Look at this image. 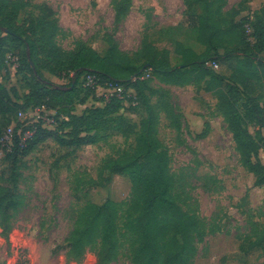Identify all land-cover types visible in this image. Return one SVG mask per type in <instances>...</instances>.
Here are the masks:
<instances>
[{
	"label": "rangeland",
	"instance_id": "1",
	"mask_svg": "<svg viewBox=\"0 0 264 264\" xmlns=\"http://www.w3.org/2000/svg\"><path fill=\"white\" fill-rule=\"evenodd\" d=\"M5 1L7 14L0 13V19L44 48L36 56V64L43 77L57 85L69 80L63 79L66 69L53 75L43 68L49 62L55 65L53 57L45 53L50 49L46 39L66 53L82 43L107 55L113 38L118 50L128 57L118 56L120 67L141 68L150 62L161 69L181 67L171 74L153 67L145 79L148 101L157 113L155 136L169 151L172 195L184 212V226L188 228L190 219L198 222L197 229L186 232L184 228L177 234L187 254L185 264H264V185L257 186L256 175L244 165L221 106V94L232 97L234 92L239 94L236 106L241 113H252L253 98L264 105V86L253 89L260 70L253 59L242 54L216 59L217 69L203 70L193 63L211 61L216 46L221 54L244 47L238 24L248 16L262 14L264 0ZM119 8L125 13L117 21ZM203 28L216 32L214 44L203 41ZM251 33L248 27L247 37L253 41ZM0 36L9 70L2 73L0 81L8 89L17 88L24 100L29 92L26 71L19 74V63L12 59L15 53L21 55L23 45L3 29ZM260 55L264 57V52ZM256 70L255 76L252 72ZM234 72L249 78L246 90L232 83ZM128 99H123L119 112L131 123L132 130L126 135L108 116L110 120L98 130L99 140L79 147H62L49 137L28 153L15 155L10 152L12 143L6 137L0 140V188H11L16 201L9 217L0 214V264H96L97 244L74 258L65 248L66 238L108 199L116 203L119 212L120 253L111 264H134L145 242L137 228L144 215V197L132 183L129 170L117 174L108 167L111 161L136 154L146 141L142 142L141 134L147 108ZM106 100L102 89L87 97L78 90L75 111L82 114L92 107H104ZM54 115L42 114L45 119L35 115L30 122L44 124L47 119L48 123ZM257 116L246 119L245 126L258 142V157L264 163V130ZM47 123L48 128L56 126ZM23 127L21 124L19 129ZM4 129L0 116V134ZM205 129L208 134L199 137ZM26 135L31 137L28 132ZM179 223L170 216L163 218L155 264H164L168 252L177 247L174 239Z\"/></svg>",
	"mask_w": 264,
	"mask_h": 264
},
{
	"label": "trees",
	"instance_id": "2",
	"mask_svg": "<svg viewBox=\"0 0 264 264\" xmlns=\"http://www.w3.org/2000/svg\"><path fill=\"white\" fill-rule=\"evenodd\" d=\"M5 3L7 4V1L0 0L1 16L7 14L4 11L7 9ZM43 8H46L50 14L54 13L46 5H43ZM262 12L264 13V11ZM124 13L125 9L119 8L116 13V20L120 21ZM263 13L248 16L238 24L241 30V42L245 45L244 47L235 48L228 54H221L218 52L219 47L216 46L215 54L211 57V61H209L210 59H204L193 63L198 64L203 70L208 68L215 69L212 63H218L216 59L228 60L233 55L242 54L247 60L253 59L257 63V69L260 70L253 89L257 86H264V57L260 55L261 52H264ZM248 27L252 30L250 35L253 37V41L248 39L249 36L247 37L246 30H248ZM31 28L34 29L36 26L32 25ZM0 29L5 30L8 36L23 45V49L20 52L21 55L15 53L16 55L13 56L19 58V74H21L20 70L26 71L24 75L27 78L29 88V92L23 100L18 95L17 88L8 89L0 81L1 126L5 128L0 134V140L4 137L7 129L12 127L14 134L10 152L15 155L28 153L34 148L35 144L42 143L49 137L55 139L62 147L72 144L79 147L99 140L98 130L103 128L110 120L108 116L117 124V130L126 135L131 132L132 127L128 119L119 113L123 106V99L113 96L106 100L104 107H92L82 114H78L75 111V105L77 104L76 94L78 90L83 92L85 97L95 93L92 87L84 85L82 77L86 74L95 75L102 84L114 82L123 85L126 89L133 88L138 102L140 101L141 105H145L148 111V117L142 125L141 134L142 142L143 139L146 141H144V147L136 154L124 160L111 161L108 167L113 173L117 174H124L126 170H129L132 183L141 191L144 197V215L138 222L137 228L144 235L145 242H142L134 264H155L160 254L158 233L163 231L162 223L163 218L166 216L176 219L177 222L180 220V223L174 239L177 247L168 252L164 264H185L187 254L181 241L177 238V234H181L184 228H186V232L191 229H197L198 222L195 219H190L188 228L187 225L184 226V212L172 195L173 178L169 174V151L155 136L157 113L148 101L146 93L147 79H145V75L148 71L151 72L153 67L157 72L164 74L177 72L181 67L161 69L153 62L144 64L141 68L129 64L120 67L117 62L118 56L128 57L118 50L113 38L107 55H101L94 48L82 43L78 45L75 51L66 53L46 39V45H49L50 49L45 53L53 57L55 65L53 66V63L49 62L43 68L50 71L53 75H58L59 70L66 69L63 79L69 80L66 85H57L45 79L41 71H39V66L35 60L38 54L44 52V48L39 46L36 40L30 39V37L26 39V37H23L24 33L21 34L17 29L11 28L8 23L1 19ZM207 33L209 34L207 35ZM215 33L206 32L203 28L201 37L205 43L214 44ZM3 39L0 36V43ZM119 53L121 54L119 55ZM3 55L0 49V78L2 73L9 71L7 60L4 59ZM252 74H257V70L255 73L252 72ZM231 81L244 90L247 88V83L250 82L246 75L242 76L236 72L231 75ZM238 95L237 92H234L232 97H230L228 94L222 93L221 106L224 108V113L228 119L243 163L256 175L255 184L261 186L264 185V163L258 157L260 146L245 126V121L248 118L253 120L254 114L258 113L255 118L262 121V129L264 130V105H261L258 99L253 98L251 99L254 107L252 113L250 111L241 113L236 106ZM245 95L249 96V94ZM128 100L132 101L133 97H129ZM84 101L85 98L80 102L83 103ZM43 105L48 110L55 112L53 117L56 124L55 129L44 127L40 121L30 122L29 119L22 121L19 118L20 112H27ZM21 124L24 126L23 129H19ZM93 131L95 132L92 133ZM26 132L30 133L31 137L27 138ZM207 134L208 130L205 129L199 134V137H205ZM15 208L16 201L13 190L9 187H1L0 214L9 217L11 210ZM118 214L117 205L111 199L97 205L84 222L70 232L66 238L65 248L68 249V254L74 258H80L89 248L97 244L96 264L113 263L120 253Z\"/></svg>",
	"mask_w": 264,
	"mask_h": 264
},
{
	"label": "built area",
	"instance_id": "3",
	"mask_svg": "<svg viewBox=\"0 0 264 264\" xmlns=\"http://www.w3.org/2000/svg\"><path fill=\"white\" fill-rule=\"evenodd\" d=\"M12 59H13L14 63H16V64L19 63V58L17 56H13ZM212 66L215 69H217L219 67L218 63H216V62H213ZM147 75H150V71L147 72ZM145 77H146V75H145ZM83 79H84V85L92 87L95 90V92H97V90H99V89H102L103 94L106 96L107 100H109L113 96H116L120 99H127L129 97H133V101H135L136 104L138 102L136 92L133 88L126 89L123 85H119V84H116L114 82H106L105 84H102L100 82V79H98L93 74H86L83 77ZM49 112H54V111L48 110L46 108V106L43 105V106L38 107L36 109H30L27 112H20L19 118L20 119L25 118V119L30 120V118H33L36 115L38 118L45 119L44 116H42V114H46ZM46 121H47V119L44 121V124H43L44 127L47 126V125H45V123H47ZM47 124L54 126L53 125L54 124L53 119L52 120L48 119ZM13 134H14L13 128L12 127L8 128L4 134V137L1 139V141L5 140V137H6L8 143H12Z\"/></svg>",
	"mask_w": 264,
	"mask_h": 264
},
{
	"label": "crops",
	"instance_id": "4",
	"mask_svg": "<svg viewBox=\"0 0 264 264\" xmlns=\"http://www.w3.org/2000/svg\"><path fill=\"white\" fill-rule=\"evenodd\" d=\"M51 80H53V79H51ZM78 114H81V113H78Z\"/></svg>",
	"mask_w": 264,
	"mask_h": 264
}]
</instances>
